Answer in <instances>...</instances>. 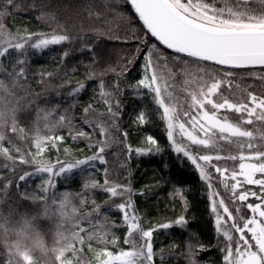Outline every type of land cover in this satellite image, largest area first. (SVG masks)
I'll use <instances>...</instances> for the list:
<instances>
[{
	"label": "snow or ice",
	"instance_id": "1",
	"mask_svg": "<svg viewBox=\"0 0 264 264\" xmlns=\"http://www.w3.org/2000/svg\"><path fill=\"white\" fill-rule=\"evenodd\" d=\"M6 5L7 8L0 10V39L4 37L3 19L10 14L8 9L19 10L15 0H6ZM103 9V12H96L88 6L87 11L96 20L103 17L106 24L111 23L108 15L128 24L135 21L140 24L144 35L136 38L133 58L121 64L119 70L107 67L97 72L90 65L86 66V79L98 80V84L93 89L92 101L83 108L84 115L79 120L93 132L84 131L75 123L76 118L65 110L48 128L52 134L36 135L35 151L13 147L6 137L10 129L13 134L23 133L21 139L26 138L28 130L21 129L17 120L15 125H4V132L0 133V156L11 162V166L5 163L0 168V197L14 195L21 201L39 203L45 218L55 217L58 221L52 243L48 245L35 229L36 217L23 216L13 225L8 217L0 214V246L5 248V264H49V261L50 264H156L157 260L164 264V253L154 247L155 234L173 227L187 229L188 201L184 195L176 193L183 206L170 222L150 221L145 227L134 203V195L143 193L134 190L130 183L111 181L107 167L103 169V181L90 179L83 184L81 193L57 194L53 191L58 179L73 169L88 165L95 167L97 163L106 165L105 154L113 143L120 144L129 156L160 151L158 141L152 135L146 137L147 150L133 148L128 141V132L120 125L124 114L121 97L125 91H132L134 97L147 95L150 98L160 110L159 119L165 125L172 150L195 166L201 181L206 184L222 264H264V133L258 142L257 136L247 127H255L257 122L264 127V0H103ZM36 18L39 20L43 16ZM97 34L123 44L132 43L127 36L122 37L111 30L108 33L97 30ZM34 35L35 41L30 43ZM75 39L59 27L51 33L22 36V42L6 40L0 44V65L10 50L26 55L29 49L43 51L50 46L72 43ZM71 51L68 49L62 53L61 64ZM79 51L92 53V62L95 63L98 53L91 45H85ZM139 59L143 60L142 74L131 83L125 80L122 88L121 78ZM170 60L181 66L179 75L184 77L182 80L177 81L176 74L169 72L166 75L160 71L168 68ZM28 63V59H17L7 77L13 82L25 78ZM109 73L113 74L110 86L103 79ZM38 75L42 82L54 74L42 70ZM247 80L259 81V85L245 84ZM85 87V83L78 81L69 96H77ZM25 107L26 104L14 99L9 85L0 79V120L5 111L15 118L17 110ZM55 111L48 110V114ZM228 113L237 114V118L230 119ZM146 122L148 117L143 110L133 120L136 125ZM57 128H66L67 136L55 134ZM97 131L104 139L92 138ZM67 139L87 141L92 154L71 162L61 160L59 156L54 162L46 157L51 150L60 151ZM224 144L228 146L227 150ZM192 146H196L195 152ZM69 151L63 148L64 155ZM221 151H227V154L222 155ZM17 163L32 166L34 172L23 171L13 180L11 177L18 171ZM33 175L43 178L37 189L29 193L20 185ZM218 186L225 190L227 202ZM97 189L121 200L115 205L121 213V220L97 226L90 219L92 213L75 216L77 208L73 206L70 224L68 209L73 196L78 198L81 206L87 205L88 194ZM91 203L93 212L99 213L100 206L95 205L94 200ZM230 205L235 206L236 215ZM241 207L251 215L243 214ZM78 220L87 221L91 227H81L76 222ZM122 226L127 237L138 234L136 239L124 240L132 250H109V244L119 243L111 229ZM85 245L95 256L94 262L85 259ZM168 248L174 252L175 244ZM209 250L199 236L189 233L185 250L179 255L185 264H202L199 253Z\"/></svg>",
	"mask_w": 264,
	"mask_h": 264
},
{
	"label": "trees",
	"instance_id": "2",
	"mask_svg": "<svg viewBox=\"0 0 264 264\" xmlns=\"http://www.w3.org/2000/svg\"><path fill=\"white\" fill-rule=\"evenodd\" d=\"M15 2L19 6V10L8 9L10 14L3 19L5 33L4 37L0 39V44L6 40L13 43L22 42L20 40L22 36L51 33L54 29L58 30L59 27L67 30L76 39L72 43L50 46L43 51L29 49L26 55H20L19 52L10 50L9 55L4 58L2 65H0L3 68V71L0 72V79L9 85L14 99L26 104L27 107L18 109L15 118L10 112L5 111L4 118L0 120V133L4 132V125H15L17 120L21 129L28 130L26 138L21 139L23 133L13 134L10 129L6 132V137L11 140L13 147L19 146L27 152L35 151L36 135L52 134L48 132V128L55 124L58 116L65 110H68V113L76 118L75 123L83 127L84 131L93 132L87 126L81 125L79 120L84 115L83 108L92 101L93 89L98 84V80L86 79L88 71L86 66L90 65L97 72L107 67L119 70L121 64H125L127 59L133 58L136 50V38L144 35L140 24L135 21L128 24L124 20L115 19L112 15L107 16V19L111 21L110 24H106L103 17L100 20L90 17L87 11L88 6H91L96 12H103V0H15ZM32 5H36V7H32ZM5 8H7L6 0H0V10ZM38 16H43V18L38 20L36 18ZM97 30L104 33L111 30L122 37L127 36L132 43L123 44L108 40L106 35H98ZM145 38L151 39L150 37ZM34 41L35 35L30 43ZM85 45H91L93 51L98 53L95 63L92 62V53L79 51ZM68 49H72L71 54L61 64L62 53ZM17 59L29 60L27 75L25 78L13 82L6 74L13 71V64ZM142 65L143 60L139 59L134 65L129 66L130 71L121 78L122 88L125 87V80L131 83L142 74ZM180 67L176 61L170 60L168 61V68H162L160 71L166 75L169 72L176 74V80L180 81L184 78L179 75ZM42 70L52 72L54 75L40 82L38 73ZM103 79L110 86L113 74L109 73ZM78 81L85 83V89L75 97L69 96V92L77 86ZM244 83L259 85V81L247 80ZM222 90L227 91L226 88H222ZM181 95L183 94L181 93ZM121 100L124 104V114L120 125L122 130L128 132L127 139L132 147H142L147 150L146 137L152 135L158 141L160 151L156 154L140 156L132 153L129 156L120 144L113 143L105 154L108 161L106 165L97 163L95 167L88 165L73 169L71 173H66L58 179L57 187L53 191L57 194L81 193L83 184L90 179L95 178L102 182L104 179L103 169L107 167L108 178L111 181L120 184L130 183L134 190L143 193V195H134V203L145 227L150 221L170 222V218H174L178 214L183 206L176 195L179 192L188 201L185 215L189 224L187 229L173 227L155 234L154 247L164 253V264H185L179 254L185 250L189 233L199 236L203 243L210 248L209 251L199 253L198 258L202 264H222V252L218 244L219 237L214 233V217L209 208L208 189L206 184L201 181L198 170L181 154L174 153L167 140L165 125L159 119L158 112L160 110L147 95L134 97L132 91H125ZM52 109L56 111L49 115L48 110ZM141 110L145 111L148 122L143 125H136L133 120ZM227 115L230 119L237 118L235 113H228ZM181 118L184 119L182 116ZM247 127L254 132L259 142L260 135L264 133V127L258 122L255 127ZM55 134L67 136V129L57 128ZM177 137L179 139L178 134ZM92 138L94 140L104 139V137L99 136L98 131L93 134ZM5 143L7 144L8 141L6 140ZM221 143L223 144V142ZM64 147L70 149L67 155L63 154ZM192 149L195 152L196 146H192ZM224 149H228L226 144H224ZM91 154L92 151L89 149L87 141L67 139L60 151L51 150L46 153V157H50L53 162L58 156L61 160L68 159L71 162L74 159H85ZM221 154H227V151H221ZM5 163L11 166L10 161L0 156V168ZM15 167L18 171L16 176L11 177L13 180H16L23 171L34 172L32 166L17 163ZM208 170L213 171L210 168ZM42 178V176L33 175L26 179L20 187L29 193H33ZM218 190L227 202L225 190L219 186ZM87 199L89 203L81 206L78 198L73 196L71 206L68 209L70 224L73 215L71 207L73 206L77 208L75 216L82 217L86 213H92L90 219L92 224L97 226L99 224L109 225L114 221L121 220V213L115 208V205L121 202L119 198H111L109 194L97 189L91 190ZM93 200L95 205L100 206L99 213L93 212V204L91 203ZM230 207L233 208L234 215H236L235 206L230 205ZM242 213L249 215L246 209ZM0 214L8 217L13 225L23 216L36 217L34 221L36 231L40 233L46 244L52 243L58 221L55 217L45 218L41 204L21 201L14 195L7 198L0 197ZM76 222L85 229L91 227L87 221L80 222L78 220ZM111 231L115 232L119 238V243L117 245L109 244V250L116 252L122 249L132 250L131 245L125 244L124 240L136 239L138 234L134 233L132 237H127L123 226L113 228ZM173 243L175 250L170 252L168 246ZM84 256L85 259L95 261L91 253L87 251L86 245ZM0 264H5V248L3 246H0ZM156 264H160V261L157 260Z\"/></svg>",
	"mask_w": 264,
	"mask_h": 264
},
{
	"label": "rangeland",
	"instance_id": "3",
	"mask_svg": "<svg viewBox=\"0 0 264 264\" xmlns=\"http://www.w3.org/2000/svg\"><path fill=\"white\" fill-rule=\"evenodd\" d=\"M181 120L183 121V119L181 118ZM190 127V126H189ZM249 187H254V186H249ZM249 202H255L254 200H250ZM244 209H246V208H244V207H241V212L244 210ZM247 210V209H246ZM248 211V210H247ZM251 215V213H249V216ZM91 256H93V258L95 259V256L91 253Z\"/></svg>",
	"mask_w": 264,
	"mask_h": 264
},
{
	"label": "flooded vegetation",
	"instance_id": "4",
	"mask_svg": "<svg viewBox=\"0 0 264 264\" xmlns=\"http://www.w3.org/2000/svg\"><path fill=\"white\" fill-rule=\"evenodd\" d=\"M251 130V129H250Z\"/></svg>",
	"mask_w": 264,
	"mask_h": 264
}]
</instances>
